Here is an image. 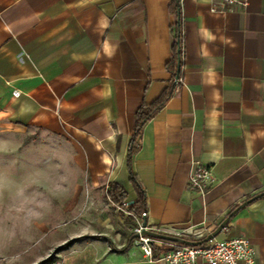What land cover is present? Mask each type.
<instances>
[{
	"label": "crops",
	"instance_id": "crops-1",
	"mask_svg": "<svg viewBox=\"0 0 264 264\" xmlns=\"http://www.w3.org/2000/svg\"><path fill=\"white\" fill-rule=\"evenodd\" d=\"M246 2L240 12L212 13L210 0H179L181 84L143 126L131 160L150 231L200 241L264 192V0ZM169 4L0 0V146L48 153L80 174L73 191L92 195L90 216L102 225L97 239L73 228L77 238L50 264H164L143 260L126 225L138 219L116 210L107 192L117 184L124 202L136 198L127 153L138 108L170 84L177 17ZM195 161L215 177L204 195L187 187ZM233 238H246L254 264H264V196L215 237Z\"/></svg>",
	"mask_w": 264,
	"mask_h": 264
},
{
	"label": "rangeland",
	"instance_id": "rangeland-1",
	"mask_svg": "<svg viewBox=\"0 0 264 264\" xmlns=\"http://www.w3.org/2000/svg\"><path fill=\"white\" fill-rule=\"evenodd\" d=\"M56 165L48 153L17 156L0 146V264H50L77 238L70 237L73 228L84 227L90 234L83 236L98 238L94 230L102 225L90 216L95 211L88 201L92 195L73 191L81 175ZM66 198L71 203L64 211ZM136 224L126 223L131 231Z\"/></svg>",
	"mask_w": 264,
	"mask_h": 264
},
{
	"label": "built area",
	"instance_id": "built-area-1",
	"mask_svg": "<svg viewBox=\"0 0 264 264\" xmlns=\"http://www.w3.org/2000/svg\"><path fill=\"white\" fill-rule=\"evenodd\" d=\"M210 12H240L246 7V0H210ZM14 96L18 93L13 92ZM215 183V177L211 168L200 163L193 162L188 175L187 187L189 190L204 195ZM127 202L117 206V210L126 216H131ZM132 230L134 242L139 248L145 261H162L164 264H254L255 251L246 238H233L219 241L213 238L208 242L198 245H172L149 236L141 235V221ZM156 233L174 236L175 231L171 228L153 231Z\"/></svg>",
	"mask_w": 264,
	"mask_h": 264
},
{
	"label": "trees",
	"instance_id": "trees-1",
	"mask_svg": "<svg viewBox=\"0 0 264 264\" xmlns=\"http://www.w3.org/2000/svg\"><path fill=\"white\" fill-rule=\"evenodd\" d=\"M169 11L176 15L177 21L173 26L174 33V43L172 46V54L170 60L166 63V69L170 73V84L169 87L151 104H142L136 114L133 126V133L129 143L128 153H127V167L129 170V181L135 192V200L131 206H129L130 213L138 220L142 221L143 216H145V194L140 186L137 177L131 171V160L133 155L138 151L139 139L143 126L145 123L153 118L155 113L163 107L165 102L171 96L173 90L181 84L182 74H181V61L183 55L182 47V27L180 19V7L179 0H170ZM108 198L116 205H121L127 198L125 192L117 184H111L108 192ZM238 205L234 206L226 217L236 208ZM225 217V218H226ZM166 242V241H164ZM168 244L180 246L172 242H166ZM70 245L67 243L63 246L66 248Z\"/></svg>",
	"mask_w": 264,
	"mask_h": 264
},
{
	"label": "water",
	"instance_id": "water-1",
	"mask_svg": "<svg viewBox=\"0 0 264 264\" xmlns=\"http://www.w3.org/2000/svg\"><path fill=\"white\" fill-rule=\"evenodd\" d=\"M264 196V192L256 195L255 197L243 202L242 204H240L235 210H233L211 233H209L208 235H206L205 238H203L200 241H189V240H185L179 237H174V236H169V235H164V234H160V233H156L153 231H150L147 229L146 226V221H145V217L143 216V220L141 222V235L142 236H149L152 238H156L159 240H163L166 242H172L178 245H191V246H198V245H202L206 242H208L209 240H212L213 238H215L227 225V223L231 220V218L233 216L236 215V213L238 211H240L242 208H244L247 204H249L250 202H252L253 200L260 198Z\"/></svg>",
	"mask_w": 264,
	"mask_h": 264
}]
</instances>
